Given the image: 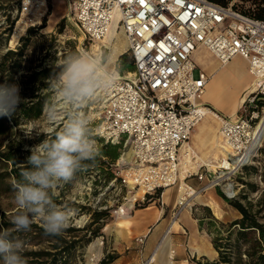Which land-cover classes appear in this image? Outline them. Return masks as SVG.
I'll use <instances>...</instances> for the list:
<instances>
[{
  "label": "built area",
  "instance_id": "built-area-1",
  "mask_svg": "<svg viewBox=\"0 0 264 264\" xmlns=\"http://www.w3.org/2000/svg\"><path fill=\"white\" fill-rule=\"evenodd\" d=\"M63 1L65 15L82 41L92 46L114 22L127 39L134 68L120 72L113 67L116 81L102 93L95 132L106 142L125 141L116 174L121 186L141 190L135 201L161 195L176 184L182 147L205 112L213 110L198 100L209 80L194 60L200 47L207 48L222 65L236 55L248 62L254 90L238 108L240 114L237 111L231 117L218 111L219 131L228 159L237 157V167L256 155L258 146L247 153L253 129L264 118V105L260 111L255 109L256 99H264V18L235 9L233 1L228 5L212 0ZM47 9L48 0H21L17 12L26 29L41 23ZM202 166L205 168L200 170ZM207 172L208 165L200 163L194 173L202 180ZM191 175L187 170L184 180ZM206 187L196 189L186 182L176 198L174 217L182 208L191 209L194 193ZM144 239L145 235L135 238L140 244ZM171 253L173 257V249Z\"/></svg>",
  "mask_w": 264,
  "mask_h": 264
},
{
  "label": "rangeland",
  "instance_id": "rangeland-1",
  "mask_svg": "<svg viewBox=\"0 0 264 264\" xmlns=\"http://www.w3.org/2000/svg\"><path fill=\"white\" fill-rule=\"evenodd\" d=\"M17 8L18 7H13L10 10L9 20L6 19V15L3 11H0V54L8 48L15 49L19 44H22V36L28 34L29 27L20 33V36L13 44L11 43L13 32L20 18ZM65 13L66 5L63 0H48V9L44 19L41 23L34 25L36 29L29 35L30 40L25 50L23 67L15 76L17 79L20 77L24 79V76L29 75L31 71L37 70L43 65L63 61V56H67L74 52L73 46H75L78 51L87 50L94 54H99L101 50V55H103L106 50H111L112 59L110 63L112 69L113 67L117 69L116 57L119 51L128 52L127 39L123 32L117 29V24L114 22L112 26L114 29H117L118 32L111 41L97 40L91 46L89 42L82 41V37L76 27L67 19ZM42 24L44 25L40 27ZM20 25L24 26L22 22ZM113 28L112 30H114ZM103 43H105L106 46H104ZM200 54L201 52L199 55ZM216 64H218V61L213 62L211 66H215ZM216 76L219 88L212 91L211 97L222 106L223 110L230 109L234 105L235 100L242 93L243 86L251 80V75L247 71L245 61L241 57L233 59L229 65L220 68L216 72ZM48 80L49 79H47L46 82ZM46 84V86L37 87L38 92H44L48 89L50 94L42 115L34 120L21 121L15 126L14 131L9 136L0 137V143L5 144L10 141L14 145H20L23 149H31L43 139L55 138L56 133L62 129L66 120L65 108L68 106L61 103L60 98L53 90L48 88V83ZM209 84L206 87L207 89ZM18 86L20 89V96L29 95L31 91L29 85L25 86L21 83V85ZM102 93L103 91L98 92V94L87 101L81 109L88 118L90 135L95 141L97 148L101 142H104L95 132L101 114ZM207 97L208 95L205 94L204 99H207ZM255 103V109L260 111L261 106L264 105V99H256ZM53 105H55L59 112L54 122L49 119V109ZM211 106L213 110H217L213 105ZM241 110L242 109L239 111L237 110L239 114ZM219 130L220 122L214 121L211 130L212 135L211 133L204 134V145L202 149L203 151H208L210 157H213L214 152L213 148H211V142L214 139H219ZM124 142V140L120 142V148H122ZM221 158L222 154L218 152V159ZM203 168L205 167L202 166L200 170H203ZM197 169L198 166L189 168L188 170L192 172V175L185 179V182L196 189L207 186L204 190L198 192L197 197L192 200L193 205L189 211L192 217L196 219L201 214L208 215L207 211L204 209L205 205L200 202L207 201V199L211 200L213 195L221 197L218 194V190L228 197H233L231 196L233 192L235 193L234 196H238L243 189H248L241 180L254 182L258 185L259 189L264 187V181H262V174H264V139H262L261 143L258 145L256 155L245 167L222 169L220 167L208 166L207 175L202 180H199L194 173ZM112 171L115 176L110 178L108 182H105V173L100 169L94 168L93 170H87L86 168H82L77 171L70 182L61 183L53 190L54 195H57L58 200H60L57 205L61 208L71 210V219L67 228H71L72 230H64L63 234H67V238H74L76 240L74 245L62 250L61 253L56 255L57 264H145L147 262L153 251V247H146L147 237L142 244L137 243L134 238L136 236L135 234L129 237L124 235V226L127 225L128 221L126 220L131 217V213L134 209L145 208L149 205L161 207L162 202L160 200V195H153L151 198L145 199L144 201H135L134 198H131V195H133L132 193H135V191L131 190L130 193L127 188L121 186L119 179H117L116 162L112 165ZM172 187L176 189L175 184H173ZM256 195L257 192H252L250 197ZM198 197L199 199H197ZM18 210L14 202V193L10 195H0V211L6 212L10 220ZM104 210L107 211L105 215H102L99 221H95L94 218L97 212ZM176 210L177 206L175 205L173 211L175 212ZM236 212L238 217L239 213L237 210ZM172 216L174 217V214ZM104 217L107 219L105 224L97 230L96 235H92L91 231L97 229L98 224ZM207 220L208 218L205 219V221ZM220 220L228 221L227 219ZM36 222L41 224L39 219H37ZM11 228H14V226ZM26 234L27 231L21 232L19 236L20 240L24 242V249L41 248L44 250H53L50 242L45 239H42L38 244L27 243ZM171 235H176V233L172 232ZM66 244L67 243H61L58 249L61 250ZM176 248L178 250L176 255L179 256V249L182 247L177 246ZM24 249L22 255L25 257L26 261H28L29 258L24 254ZM112 255L115 257L111 261L107 263L102 262L103 259H108ZM50 257L51 256H48L47 260ZM193 257L200 258L201 256H188L190 264ZM157 262H160V259H158ZM149 264L155 263L151 262ZM184 264L187 263L184 262Z\"/></svg>",
  "mask_w": 264,
  "mask_h": 264
},
{
  "label": "trees",
  "instance_id": "trees-1",
  "mask_svg": "<svg viewBox=\"0 0 264 264\" xmlns=\"http://www.w3.org/2000/svg\"><path fill=\"white\" fill-rule=\"evenodd\" d=\"M21 0H0V11L9 20L10 10L18 7ZM222 5H228L233 1L232 6L239 11L256 18H264V0H212ZM42 24L40 27H42ZM10 27V26H9ZM10 29V28H9ZM35 26L28 28V34L22 36V44L15 49L8 48L0 54V84L29 85L31 91L27 96H20L21 103L10 117H0V137L9 136L21 121L34 120L39 118L43 111L50 94L48 89L38 92L37 87L46 86V80L58 74L61 69L58 63L43 65L37 70H33L29 75L16 78V74L23 67L25 50L30 40V34L35 30ZM73 51L76 52L75 46ZM128 52H122L117 57V69L120 72L133 70L134 62ZM66 55L63 56L65 59ZM63 59V60H64ZM40 83V84H39ZM39 84V85H38ZM38 85V86H36ZM120 143L101 142L98 146L99 154L94 161H86L87 170L98 168L105 173V182L115 174L112 165L117 161L121 152ZM30 155V149H23L20 145H14L8 141L0 143V195H10L15 193L14 182L19 180L21 168L26 163ZM247 164L242 165L245 167ZM117 179H119L117 177ZM248 187L243 189L238 196L228 197L218 190V194L234 207L239 216L228 221L216 218L208 206H204L208 215H204L207 221L199 216L198 223L204 227L211 237L213 247L217 251L216 258L209 259L205 256L200 258L193 257L191 264H264V187L259 189L258 185L248 180H241ZM264 181V174H262ZM252 192H257L256 196L250 197ZM56 204L60 202L57 195H53ZM107 211L97 212L95 221H99ZM106 217V216H105ZM105 217L98 224L97 229L92 230V235H96L97 230L105 224ZM7 217V213L0 211V229H7L14 238H19L21 232H17ZM66 231L72 230L66 228ZM27 243L38 244L42 239L50 242L52 251L44 249H24V254L28 256L29 264H57L56 255L62 250L74 245V238H67V234L59 236L45 235L43 227L38 222L33 223L31 230L27 231ZM71 239V240H68ZM61 243H67L61 250L58 249ZM51 256L48 260L47 257ZM115 256L103 259V263L111 261Z\"/></svg>",
  "mask_w": 264,
  "mask_h": 264
},
{
  "label": "clouds",
  "instance_id": "clouds-1",
  "mask_svg": "<svg viewBox=\"0 0 264 264\" xmlns=\"http://www.w3.org/2000/svg\"><path fill=\"white\" fill-rule=\"evenodd\" d=\"M111 59V50L103 55L87 50L72 52L58 61L61 71L47 81L48 88L68 106L66 120L54 139H43L30 149L20 178L14 182V202L19 210L10 223L17 232L30 231L37 219L49 236H59L69 226L71 210L54 202L53 190L70 182L86 161H94L99 154L81 109L98 92L115 84ZM19 92L18 85L0 84V117H10L16 111L21 103ZM58 115L55 105L51 106L49 119L54 122ZM23 249L22 240L0 229V264H27Z\"/></svg>",
  "mask_w": 264,
  "mask_h": 264
},
{
  "label": "crops",
  "instance_id": "crops-1",
  "mask_svg": "<svg viewBox=\"0 0 264 264\" xmlns=\"http://www.w3.org/2000/svg\"><path fill=\"white\" fill-rule=\"evenodd\" d=\"M199 51L201 52L200 55H199L200 53ZM122 52L123 51H119L118 55ZM238 57H241L245 61L247 71L249 72L248 62L240 55L234 56L232 59L229 60V63H231L233 59ZM213 59L216 60L217 58L205 47L198 48L194 53V60L196 62L198 69L209 75V80L203 92V94L204 95L207 94L208 97L207 99H204L203 97V99L200 100V102L209 103L219 111L223 112L224 114H228V113L230 114L233 108L236 107V111H235L236 113L238 108L240 107V104L242 103L241 96L248 92V87H249L248 85L250 81L243 86L242 88L243 91L235 100L234 105L230 109L223 110L222 106L217 101H215L213 97H211V93L213 90H217L219 88V83L217 84V79H216L217 77L216 72L220 68L229 65V63L222 65L217 59L216 62L218 61V64H216L215 66L206 67L208 64H210V62ZM249 74L251 75L250 72ZM251 79L253 80L252 75H251ZM208 84L209 87L207 89L206 87ZM206 124H208V121L204 120L200 122V124H198L197 127L195 126L193 128L195 138L199 137L197 138V141L199 142L201 149L204 145V134L211 133L212 130V126L209 125L205 126ZM216 141L217 139H214L211 142V148H213L214 151L213 155L215 152L216 154H218V150L215 145ZM207 153L208 151L205 150L202 151L203 155H206ZM176 198H177V189H174L172 186H169L165 188L160 195V200L162 202L161 207L158 206L154 207L153 205H149L148 207L145 208L134 209V211L131 213L132 214L131 217L126 220L128 222L127 225L124 226V235L126 237H129L135 234L136 236L134 238H136L137 236L143 234L145 235V238L147 237L146 247L147 248L153 247L154 250L158 241L161 240L163 231L168 225L170 219L173 217L172 215L174 214L173 210L176 205ZM197 199H199V197ZM207 201H202L200 203H202L205 206H208L211 209L212 213L219 219L232 220L237 217L236 209H234V207H232L229 203H227V201H225L222 197L213 195L211 197V200L207 199ZM176 217L178 218V228L172 230V232L176 233V235H171L172 232L170 233L171 235L170 243H169L170 255L165 254L164 256L165 259L167 260V264H184V262L190 264L188 256H195V255L197 257L205 256L209 259L216 258L217 251L212 245L211 237L207 232V230L204 227H200L198 223L199 217H197V219L192 217L189 208H182L181 210H179ZM200 217L205 219L204 215L202 214L200 215ZM177 246L182 247L181 249H179L180 251L179 256L176 255L178 252L176 248ZM172 249L174 250L173 257H171ZM154 263L163 264L161 261L160 262L156 261Z\"/></svg>",
  "mask_w": 264,
  "mask_h": 264
},
{
  "label": "bare ground",
  "instance_id": "bare-ground-1",
  "mask_svg": "<svg viewBox=\"0 0 264 264\" xmlns=\"http://www.w3.org/2000/svg\"><path fill=\"white\" fill-rule=\"evenodd\" d=\"M20 23H21V20H18L17 26H16L15 31L13 32V35L11 38L12 44L20 36V33H22L23 30L25 29V25L21 26ZM112 28L101 40L111 41L115 37V35L117 34L118 31H117V29H114V28H113L114 30H112ZM103 45L106 46L105 43H103ZM212 61L216 62L215 59H213ZM212 61L206 67L211 66L213 63ZM227 63H229V61L226 62L225 64H227ZM248 86H249L248 92L254 90V79L250 80ZM248 92L241 96L242 102L245 100ZM203 97H204V94L202 93L201 97L198 98V100L199 101L202 100ZM235 111H236V107L233 108V110L230 112V114L228 113V116L234 117L236 114ZM220 118H221V115H220V113H218V111L208 110L205 112V114L203 115L201 120L195 126L197 127V125L200 124V122H202L204 120L208 121V124H206L205 126H207V125L213 126L214 121L215 122L219 121ZM219 136H220L219 140H217L215 142V145L217 147L218 152H220L222 154L221 159H218V154H216V152L214 153L213 157H210L208 155V153L206 155L202 154L203 149L200 148V144L197 141V138H199V137L195 138V134H194L193 129H192L190 137H189V141L186 142L182 147L183 157L181 160L180 174H179V179L175 184V188L177 189V197L183 191V189L186 186L184 176H185V171H187L189 168H193V167L195 168V167L199 166L200 163H204V164H206L208 166H212V167H220L222 169L236 168L237 167V162H238L237 157L233 156V157H231V159H228V157H229L228 156V149L226 148V146L223 143L221 133L219 134ZM262 139H264V118H262L261 121L258 122L257 125L253 129V141H252L251 148H250L249 152L247 153L248 155L251 151L255 150V148L261 143ZM200 142H201V140H200ZM134 191H135V193H132L133 195H131L132 199L135 198V196H138L141 194V190H139V189L134 190ZM130 193H131V191H130ZM197 195H198V192H195L194 198H196ZM175 228H178V218L172 217L170 219L168 225L166 226L165 230L163 231L161 240L158 241V243L156 244L154 250L152 251L151 255L149 256V258L145 264H149L151 262H156L158 259H160V261L163 264H167V260L165 259L164 256H165V254L170 255V250H169V243H170V236H171L170 233Z\"/></svg>",
  "mask_w": 264,
  "mask_h": 264
}]
</instances>
